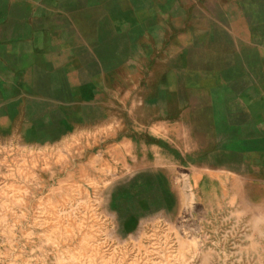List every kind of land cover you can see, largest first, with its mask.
<instances>
[{
    "label": "rangeland",
    "instance_id": "obj_1",
    "mask_svg": "<svg viewBox=\"0 0 264 264\" xmlns=\"http://www.w3.org/2000/svg\"><path fill=\"white\" fill-rule=\"evenodd\" d=\"M133 14L128 62L143 61L127 92L81 94L85 128L69 137L1 139L0 264H264V111L256 128L217 129L203 122L222 108L204 104L181 127L178 98L149 77L158 58L184 57L188 18Z\"/></svg>",
    "mask_w": 264,
    "mask_h": 264
},
{
    "label": "crops",
    "instance_id": "obj_2",
    "mask_svg": "<svg viewBox=\"0 0 264 264\" xmlns=\"http://www.w3.org/2000/svg\"><path fill=\"white\" fill-rule=\"evenodd\" d=\"M133 13L188 18L183 29L190 35L179 43L184 57L158 58L149 77L164 85L154 92L178 98L181 127H194L199 106L216 104L222 118L208 108L205 127L256 128V106L264 111V0H0V143L69 137L85 128L81 94L127 92L123 82L134 75L128 64L143 61L128 62ZM196 16L204 19L193 23ZM116 48L123 55L115 62ZM116 79L119 89L103 85Z\"/></svg>",
    "mask_w": 264,
    "mask_h": 264
},
{
    "label": "bare ground",
    "instance_id": "obj_3",
    "mask_svg": "<svg viewBox=\"0 0 264 264\" xmlns=\"http://www.w3.org/2000/svg\"><path fill=\"white\" fill-rule=\"evenodd\" d=\"M193 242V241H192ZM193 248L194 249H196L197 248V242H196V244L194 243V246H193ZM190 252V251H189ZM187 254V253H186ZM184 257V256H183Z\"/></svg>",
    "mask_w": 264,
    "mask_h": 264
}]
</instances>
